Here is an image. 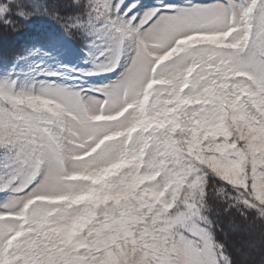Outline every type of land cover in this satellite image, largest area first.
<instances>
[{
    "label": "snow or ice",
    "instance_id": "1",
    "mask_svg": "<svg viewBox=\"0 0 264 264\" xmlns=\"http://www.w3.org/2000/svg\"><path fill=\"white\" fill-rule=\"evenodd\" d=\"M50 23L0 61V264H235L264 223V0H0Z\"/></svg>",
    "mask_w": 264,
    "mask_h": 264
},
{
    "label": "trees",
    "instance_id": "2",
    "mask_svg": "<svg viewBox=\"0 0 264 264\" xmlns=\"http://www.w3.org/2000/svg\"><path fill=\"white\" fill-rule=\"evenodd\" d=\"M55 2H60V0H54ZM38 4L49 3L48 0H38ZM39 21L34 22L31 29L25 30V28L30 27L22 23L21 20L17 22L18 31H13L11 29L0 27V58L8 60L13 58L21 49L22 42L25 41L27 35L32 32V34L37 33L39 27ZM36 23V24H35ZM29 30L31 32L27 33ZM250 227L257 234L264 235V224L259 221H254L253 218L245 220L238 213H233L231 215H222L220 218V230L219 237L224 240L227 244L228 251L231 254L235 264H251L247 260V256L244 255V251L239 246V240L235 239V234L241 232L244 228ZM247 240L249 238L247 237ZM246 241V239H245ZM261 249H264V240L259 242Z\"/></svg>",
    "mask_w": 264,
    "mask_h": 264
},
{
    "label": "rangeland",
    "instance_id": "3",
    "mask_svg": "<svg viewBox=\"0 0 264 264\" xmlns=\"http://www.w3.org/2000/svg\"><path fill=\"white\" fill-rule=\"evenodd\" d=\"M49 3H53L55 2L54 0H48ZM23 2L25 4H38V0H23ZM22 23L24 22L25 25H27V23L23 20H21ZM38 22V24H41L37 27H39L37 30V32H39L43 27L47 26L50 22L47 21L46 18H42V17H38V19L35 22ZM30 27L25 28V30L27 29H31V26L33 24H30ZM36 24V23H35ZM31 32V30H29L27 33ZM35 34V33H34ZM31 33H29L27 35H34ZM26 37V38H27ZM24 42H22L21 47L23 46ZM12 59V58H11ZM10 60V59H8ZM0 61H6L5 59L0 58ZM264 224V223H263ZM247 237L249 238V240H247ZM235 239L239 240L240 244L239 246L241 247V249L244 251V255L247 256V260L249 263L251 264H264V249L262 250L261 247L259 246V242L261 240H264V235L262 234H257L254 230H252L250 227H246L244 228L241 232L235 234ZM246 239V241H245Z\"/></svg>",
    "mask_w": 264,
    "mask_h": 264
}]
</instances>
